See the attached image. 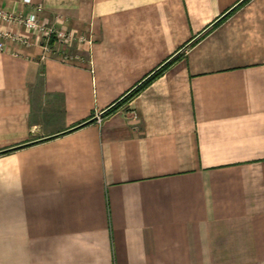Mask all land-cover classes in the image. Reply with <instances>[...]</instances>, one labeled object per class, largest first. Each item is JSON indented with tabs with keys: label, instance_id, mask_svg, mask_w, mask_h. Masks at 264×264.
Returning <instances> with one entry per match:
<instances>
[{
	"label": "crops",
	"instance_id": "crops-1",
	"mask_svg": "<svg viewBox=\"0 0 264 264\" xmlns=\"http://www.w3.org/2000/svg\"><path fill=\"white\" fill-rule=\"evenodd\" d=\"M0 10L72 36L0 51V264H264V0Z\"/></svg>",
	"mask_w": 264,
	"mask_h": 264
},
{
	"label": "built area",
	"instance_id": "built-area-1",
	"mask_svg": "<svg viewBox=\"0 0 264 264\" xmlns=\"http://www.w3.org/2000/svg\"><path fill=\"white\" fill-rule=\"evenodd\" d=\"M37 13L43 12L41 5H36ZM72 40V36L63 31L56 29L53 25L48 26L32 17L23 16L20 13L0 10V51L5 48V42L15 43L22 46L34 45L39 47L43 53H48L52 44L67 45ZM80 41H83L80 38ZM186 47L180 52H185ZM94 121L100 123L102 114H97Z\"/></svg>",
	"mask_w": 264,
	"mask_h": 264
},
{
	"label": "trees",
	"instance_id": "trees-1",
	"mask_svg": "<svg viewBox=\"0 0 264 264\" xmlns=\"http://www.w3.org/2000/svg\"><path fill=\"white\" fill-rule=\"evenodd\" d=\"M244 2V1H243ZM242 2V3H243ZM227 16H225L224 18L220 19L219 21H217L214 25H218L220 22H222ZM178 56L174 57V59L172 61H174L175 59H177ZM168 62L167 64L163 65L162 67H160L159 69H157L156 71H154L144 82H142L139 86L135 87L134 89H132L125 97H123L119 102H117L116 104H114L113 106H111L107 111L104 112V116H107L111 113H113L120 104L125 103L127 101H129L132 97H134L136 94H138L147 84H149L152 80H154L155 78H157L158 76H160L165 69L170 65V63L172 62Z\"/></svg>",
	"mask_w": 264,
	"mask_h": 264
},
{
	"label": "rangeland",
	"instance_id": "rangeland-1",
	"mask_svg": "<svg viewBox=\"0 0 264 264\" xmlns=\"http://www.w3.org/2000/svg\"><path fill=\"white\" fill-rule=\"evenodd\" d=\"M186 47H187V46H186ZM181 50H182V49H180L179 51H181ZM179 51L173 56V58L176 57V56L179 57V56H181V55L184 53V52H180V53H179ZM173 58H172V59H173ZM103 115H104V113L102 114V117H103ZM94 119H95V118H94Z\"/></svg>",
	"mask_w": 264,
	"mask_h": 264
}]
</instances>
